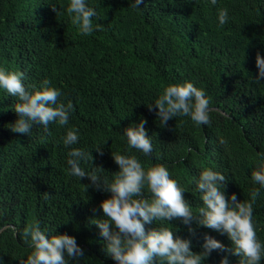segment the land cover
<instances>
[{
  "label": "trees",
  "instance_id": "1",
  "mask_svg": "<svg viewBox=\"0 0 264 264\" xmlns=\"http://www.w3.org/2000/svg\"><path fill=\"white\" fill-rule=\"evenodd\" d=\"M86 2L96 10L94 29L100 26L90 35H81L71 22L70 0H0V68L23 72L26 87L51 80L61 99L74 104L67 126L50 124L45 130L34 125L29 135L20 134L10 129L19 101L0 88V264H20L30 254L19 232L31 222L48 235L56 230L75 236L85 255L68 264H116L104 250L99 228L90 223L102 215L101 201L110 193L87 189V178L68 174L72 148L90 152L107 142L103 156L93 148V163L81 167L95 168L109 180L119 171L112 152L136 154L146 169L167 165L193 212L202 206L197 182L205 168L226 176L228 199L235 193L247 200L260 188L252 172L264 164V79H255L256 54L264 55V0H217L216 5L211 0H144L139 8L131 7L133 0ZM221 8L228 10L223 26ZM184 81L205 91L211 123L197 126L190 117L178 116L162 128L147 104L166 86ZM141 118L151 136L150 156L129 149L124 134ZM69 127L79 129L80 139L65 146ZM253 219L264 243V188ZM163 223L174 226V236L191 239L193 251L202 250L206 233L232 246L227 235L195 221V235L181 220ZM156 226L145 225L146 230ZM225 255L229 264H238V256L220 250L212 251L205 264H220Z\"/></svg>",
  "mask_w": 264,
  "mask_h": 264
},
{
  "label": "clouds",
  "instance_id": "2",
  "mask_svg": "<svg viewBox=\"0 0 264 264\" xmlns=\"http://www.w3.org/2000/svg\"><path fill=\"white\" fill-rule=\"evenodd\" d=\"M143 3L144 0H133L131 7L139 8ZM216 3L217 0H211L212 5ZM53 10L57 9L53 7ZM67 12L81 35H90L94 30H99V25L95 29L93 27L92 18L96 16V10L88 6L86 0H70ZM218 19L221 26L227 23V8L218 10ZM256 66L259 74L255 79L259 82L264 79V55L260 52L256 54ZM24 76L21 71L0 68V88L19 101L14 107L18 118L11 124V131L29 135L34 125H43L45 130L50 124L67 126L74 111L73 102L69 100L65 103L61 99L60 89L51 80L45 79L39 85L26 87ZM147 105L150 112L156 113L162 128L168 127V121L178 116L190 117L197 126L211 123L210 100L205 91L191 81L166 86L159 98ZM146 123L147 120L141 118L138 124L127 127L124 134L129 149L150 156L153 145ZM79 139V129L69 127L63 143L71 146L77 144ZM219 143L227 148L228 141L223 137L219 138ZM104 145L93 148L103 156ZM92 149L89 152L72 148L68 152V174L81 181L87 178L90 181L87 189L91 187L98 192L110 193L101 201L102 215H94L90 223L99 228L105 241L104 250L116 264H205L214 250L238 256V264H261L264 260V243L257 237L253 219L260 188H264V164L252 172V180L260 188L253 189L247 200H239L235 193L231 194L230 199L226 198V176L211 168L203 169L197 182L202 206L193 212L184 197L185 189L172 176L167 165L156 163L146 169L136 154L112 152L119 171L109 180L95 168L87 172L81 167L82 162L93 163ZM103 169L100 166V170ZM174 219L181 220L192 235L196 233L193 221L198 227L227 235L232 246L226 247L206 233L202 250L193 251L191 239L174 236V226L169 228L163 223L171 224ZM154 222L157 226L146 230L145 225ZM55 233L48 235L37 222L26 224L19 235L31 252L26 259H20V264H68L69 259L84 257V249L75 236L56 230ZM220 264H229L227 255Z\"/></svg>",
  "mask_w": 264,
  "mask_h": 264
}]
</instances>
